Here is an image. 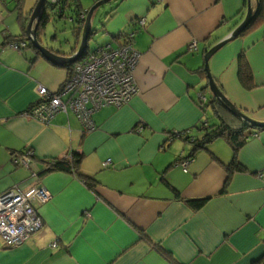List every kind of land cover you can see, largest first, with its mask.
<instances>
[{"label": "crops", "instance_id": "obj_1", "mask_svg": "<svg viewBox=\"0 0 264 264\" xmlns=\"http://www.w3.org/2000/svg\"><path fill=\"white\" fill-rule=\"evenodd\" d=\"M24 2L0 0V195L42 185L51 199L38 206L44 226L26 243L8 248L0 239V264H264V129L245 130L241 172H229L235 156L226 138L196 148L219 122L207 108L205 56L246 19L247 0H116L101 47L134 37L138 94L97 111L92 130L71 108L49 126L27 115L39 88L58 92L69 71L30 47L3 45L29 24L34 8ZM241 55L251 89L239 78ZM210 64L225 96L264 123V23ZM28 150L30 166H15L12 155ZM74 153L76 171L45 174L49 162ZM189 200L207 202L196 209Z\"/></svg>", "mask_w": 264, "mask_h": 264}, {"label": "built area", "instance_id": "obj_2", "mask_svg": "<svg viewBox=\"0 0 264 264\" xmlns=\"http://www.w3.org/2000/svg\"><path fill=\"white\" fill-rule=\"evenodd\" d=\"M58 1L50 0L51 3ZM140 24L145 26L146 21L141 20ZM28 46L27 40L12 41L9 45L17 52L27 50ZM190 50H198L197 42L190 45ZM140 58L134 48L133 36L118 48L107 46L87 54L73 64L72 71L58 92L43 86L39 88V101L27 115L49 126L58 114L71 108L86 129H94L92 118L97 111L112 106L119 108L138 94L135 70ZM202 98L206 101L204 96ZM32 156V151L16 153L12 155V161L17 167H28ZM190 161H182L184 171H187ZM111 164L112 161L108 160L104 167ZM50 199V193L42 185L27 191L11 189L0 195V239L6 247L21 246L42 230L44 223L38 206ZM51 247L55 249L58 245Z\"/></svg>", "mask_w": 264, "mask_h": 264}, {"label": "trees", "instance_id": "obj_3", "mask_svg": "<svg viewBox=\"0 0 264 264\" xmlns=\"http://www.w3.org/2000/svg\"><path fill=\"white\" fill-rule=\"evenodd\" d=\"M16 1L21 3L23 0H16ZM256 1H258V5H259L258 14L256 18L253 20V22L249 25L245 34L251 29H253L254 26L258 24H262V22L264 23V0H256ZM112 12H113V9L110 13L105 14V22L103 23V28L102 30H99V31L97 30L98 32L102 34L101 36H104V32L106 29V22H107V19L112 15ZM87 13H88V10H84L80 0H59L57 3H51L49 0L48 5L45 10V14L43 16L40 27L38 29V38L41 40L44 30H46L47 25L52 21V19L57 18L60 20H68L73 25L72 30H73V34L75 38L74 45L71 48L69 53H65L57 48H55L54 51L65 57L74 56L76 52L78 51V46L80 45L83 28L85 26V17ZM22 28H23V34L21 36H17V37L7 36L3 45L9 47L12 41L27 40L29 41L28 48L29 47L32 48L38 55H41V53L38 50L32 47V44L28 36L26 35L27 28H28V21L26 20L23 21ZM94 33L96 34V32ZM95 34H93V38ZM55 38L56 36L54 37V39ZM113 38L115 40L124 39V43H125L130 38V36L120 35V36H116ZM110 46L112 47V45ZM101 48H104V46L103 47L99 46L96 50L92 52H96L98 51V49H101ZM89 53H91V51L88 50L86 54H84L82 57H85ZM57 66H60V65H57ZM61 67L68 69L70 73L72 71L73 64L64 65ZM203 74H205V76L207 77L206 72L203 71ZM239 78H240L241 83L246 88L251 89L253 87L252 85L253 74L250 69L249 63L246 60L245 55H241L239 59ZM205 104L206 103L202 102V106H205ZM210 106H212L213 110L215 111V114L217 115L219 122L217 124L210 126L209 128H208V122H205L203 124L204 128H206V126L208 128L206 129L207 133L202 140H199L197 142L196 148L197 149L198 148H208L209 145L214 140L218 138H226L231 144L233 151H234V156H235L232 163L230 164L228 168L229 172L231 173L232 171H240V172L244 171L240 163L237 161V154L248 143V139L250 138V133H247L245 130L251 129L253 127L241 121L240 119L234 117L217 99L213 98V100H211L209 104L207 105V108H209ZM183 136L185 135L184 134L180 135V137H183ZM25 152L27 151L17 152V153H25ZM15 154L16 153H14L13 155ZM80 162H81V156L77 155V153H74L71 155V159L66 158L62 160L59 159V160H54L52 162H49L48 167L45 169V174H48L54 171H67V172L76 171ZM206 202L207 200H189L188 204H190L192 207L196 209H200L204 207Z\"/></svg>", "mask_w": 264, "mask_h": 264}, {"label": "water", "instance_id": "obj_4", "mask_svg": "<svg viewBox=\"0 0 264 264\" xmlns=\"http://www.w3.org/2000/svg\"><path fill=\"white\" fill-rule=\"evenodd\" d=\"M115 1L116 0H100L91 9L88 10V13L85 17V26L83 28L80 45L78 51L74 56L65 57L63 55H60L56 53L54 49L45 47L41 43L42 41L38 38V29L45 14V10L49 0H38V3L33 10L32 16L30 18L26 34L32 44V47L38 50L41 53L42 57H44L50 63L60 66L75 64L84 54H86L89 49V43L93 38V34L95 32L93 30L92 24L94 15L99 11V9ZM247 2L248 10L246 19L227 38L220 41L215 47L207 52L205 56V72L209 81L208 87L212 94V98L217 99L234 117L240 119L253 128L264 129V123L257 122L253 118L246 115L225 96L211 72L210 63L214 56L218 54L222 49H224L227 45L239 40L245 34L249 25L253 22L255 18L253 3L252 0H247Z\"/></svg>", "mask_w": 264, "mask_h": 264}, {"label": "rangeland", "instance_id": "obj_5", "mask_svg": "<svg viewBox=\"0 0 264 264\" xmlns=\"http://www.w3.org/2000/svg\"><path fill=\"white\" fill-rule=\"evenodd\" d=\"M9 1L17 5L16 1L15 2L14 0H9ZM94 2H95L94 0H82V3H83L82 5L86 9L88 8L91 9L96 4ZM37 3H38V0H25L23 5H24V8L26 7V4H28L29 7L33 6V8L35 9ZM16 5H14V7ZM113 5H115L114 2L99 9V11L93 17V20H92L93 30L96 32V34L94 33L95 34L94 38H92L89 43L88 50L91 52L96 50L99 46L103 44L104 37L101 36L102 34L98 31L102 30L103 23L105 22V14H108L112 11ZM72 27H73L72 23L68 20H60L57 18L52 19V21L47 25L46 30H44L42 34L41 43L47 48L48 47L52 49L57 48L65 53H69L71 48L74 45V39H75ZM55 36L56 38L54 39ZM104 41H105V38H104ZM104 47H107V46H104ZM208 94H209V97L212 98L211 92H208Z\"/></svg>", "mask_w": 264, "mask_h": 264}, {"label": "flooded vegetation", "instance_id": "obj_6", "mask_svg": "<svg viewBox=\"0 0 264 264\" xmlns=\"http://www.w3.org/2000/svg\"><path fill=\"white\" fill-rule=\"evenodd\" d=\"M258 10H259V5H258L256 8L254 7V11H255V18H256L257 14H258ZM255 18H254V19H255Z\"/></svg>", "mask_w": 264, "mask_h": 264}]
</instances>
